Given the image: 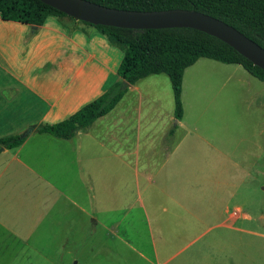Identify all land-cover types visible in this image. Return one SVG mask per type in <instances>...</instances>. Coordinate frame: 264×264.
Listing matches in <instances>:
<instances>
[{"label":"crops","instance_id":"crops-1","mask_svg":"<svg viewBox=\"0 0 264 264\" xmlns=\"http://www.w3.org/2000/svg\"><path fill=\"white\" fill-rule=\"evenodd\" d=\"M114 49L75 18H0V138L26 136L0 147V264H227L228 245L240 247L220 230L259 232L264 82L243 67L194 71L197 93L229 118L186 117L185 70L179 120L168 75L154 73L68 139L36 130L122 81ZM133 220L144 229L126 232Z\"/></svg>","mask_w":264,"mask_h":264},{"label":"trees","instance_id":"trees-1","mask_svg":"<svg viewBox=\"0 0 264 264\" xmlns=\"http://www.w3.org/2000/svg\"><path fill=\"white\" fill-rule=\"evenodd\" d=\"M103 6L128 10L194 9L233 26L264 48V0H89ZM48 16H71L40 0H0V18L41 25ZM123 51L117 67L122 81L111 85L102 95L87 103L68 118L36 128L68 139L78 129L89 127L108 113L124 95L127 87L150 74L166 73L174 98V117L181 119L182 79L187 67L199 58L227 64H239L252 76L264 82V70L238 53L222 40L192 28L130 29L93 25ZM26 136L13 134L0 138V147H17Z\"/></svg>","mask_w":264,"mask_h":264},{"label":"water","instance_id":"water-1","mask_svg":"<svg viewBox=\"0 0 264 264\" xmlns=\"http://www.w3.org/2000/svg\"><path fill=\"white\" fill-rule=\"evenodd\" d=\"M77 20L130 29L192 28L214 36L264 70V48L233 26L194 9L128 10L89 0H40ZM25 135V134H23Z\"/></svg>","mask_w":264,"mask_h":264},{"label":"rangeland","instance_id":"rangeland-1","mask_svg":"<svg viewBox=\"0 0 264 264\" xmlns=\"http://www.w3.org/2000/svg\"><path fill=\"white\" fill-rule=\"evenodd\" d=\"M108 55L110 56L111 61H113L115 63V66L117 67L122 59L123 51L119 46L115 45L114 51L110 52ZM197 69L244 70L240 65L225 64L213 59L202 57L199 58L193 65L185 69L188 79L191 81V85H193L194 80L196 79L194 71ZM211 80H214V78H211ZM195 85L196 84L194 83L193 88L191 86L189 91L186 89V87L184 90L183 102L186 106L185 115L187 118H199L201 123H203V120L204 123H206L207 118L223 119L224 117L229 118L234 115L231 114V112L228 111L225 107L218 106V104L213 100L212 96L204 101L201 94H198L195 90ZM159 94L166 95V86L165 88L161 87V90H159ZM218 96L220 97V95ZM169 97H171L172 102H174L171 84H169ZM160 102L167 103L166 97L164 96ZM233 110H237L235 106H233ZM252 196L257 200V203L253 207H256L259 212H262L264 214V190H261V188H256ZM255 213H258V211H256ZM263 223V220H259L260 227H258L259 230L257 229L259 232L256 233L234 232L229 230L223 231L224 229L220 230V233L225 236V239L228 242L234 243L237 247H240V249H235L228 245L226 249L227 264H264V229L261 228V225ZM126 224H128V222H124L121 224L120 232H123L122 230L125 228ZM143 229L144 226L138 220H133L132 223H130L129 229L125 228L126 232H140ZM213 234L214 232L210 233L211 236ZM240 258H242L241 262L239 261Z\"/></svg>","mask_w":264,"mask_h":264}]
</instances>
